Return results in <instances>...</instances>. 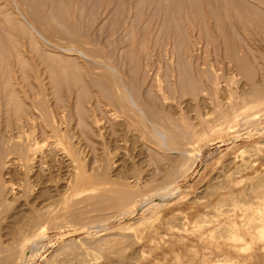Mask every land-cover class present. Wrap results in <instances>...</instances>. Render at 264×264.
Wrapping results in <instances>:
<instances>
[{
  "label": "rangeland",
  "instance_id": "374dc122",
  "mask_svg": "<svg viewBox=\"0 0 264 264\" xmlns=\"http://www.w3.org/2000/svg\"><path fill=\"white\" fill-rule=\"evenodd\" d=\"M217 1L0 0V264H262L264 12Z\"/></svg>",
  "mask_w": 264,
  "mask_h": 264
},
{
  "label": "bare ground",
  "instance_id": "6f19581e",
  "mask_svg": "<svg viewBox=\"0 0 264 264\" xmlns=\"http://www.w3.org/2000/svg\"><path fill=\"white\" fill-rule=\"evenodd\" d=\"M17 1V0H16ZM194 1V0H193ZM196 1H200V2H198V4L196 3V2H192L193 4H190V3H188L189 2V0H188V2H187V0H140V4H141V10H142V12H154V10L156 9H158L159 11H160V9H161V11L163 10V11H165V10H168V11H183V12H189V10L191 9V10H193V7H195V10H196V8L198 7H200V9H202V10H204V11H207L208 10V8H211V9H216V8H218V7H222V5H221V2L222 1H220V3L217 1V0H196ZM232 1V0H231ZM239 1V3H240V0H238ZM238 1H234V3H236V6L239 4V3H237ZM244 1V0H243ZM245 1H249V4L251 5V4H253L254 6H250L249 5V9L250 10H252V8L254 9V10H257V9H262L263 10V12H264V0H245ZM8 2L9 1H7V4H8ZM11 3H12V1H10ZM14 2V1H13ZM251 2V3H250ZM17 3V2H16ZM15 3V4H16ZM21 3V2H20ZM195 3L197 4V7L195 6ZM246 4H247V2H245ZM6 4V3H5ZM243 4V2H241V6L239 5V10L241 11V9H242V7H243V9L245 10V6H243L242 5ZM246 4H244V5H246ZM11 5H13V4H11ZM17 5H18V3H17ZM248 5V4H247ZM210 6V7H209ZM213 7V8H212ZM236 7V8H237ZM247 7V6H246ZM197 8V9H198ZM235 8V9H236ZM199 9V10H200ZM242 9V10H243ZM249 9H247V10H249ZM22 10V9H21ZM155 10V11H156ZM157 10V11H158ZM210 10V9H209ZM208 10V11H209ZM238 10V11H239ZM156 11V12H157ZM236 11V10H235ZM237 11V12H238ZM242 12V11H241ZM240 12V13H241ZM250 12V11H249ZM248 12V13H249ZM252 12V11H251ZM147 13H145V14H147ZM239 13V12H238ZM242 13H244V12H242ZM245 13H246V10H245ZM262 14V13H261ZM247 15V14H246ZM249 15H250V13H249ZM249 17V16H248ZM28 18V17H27ZM247 21V20H246ZM249 22H250V20H249ZM252 23V22H251ZM250 24V23H249ZM252 25H254V24H252ZM121 97V96H120ZM123 101H124V99H123ZM168 134V133H167ZM161 135V134H160ZM170 136V135H169ZM172 136V135H171ZM170 136V137H171ZM161 139V138H160ZM162 139H164L163 138V136H162ZM162 139H161V141H162ZM186 159V158H185ZM174 186L170 183V184H164L163 186H162V188H159V191H160V195H161V197L160 198H162V197H166L167 195H170L172 192H171V190H172V188H173ZM173 191H174V189H173ZM177 191V190H176ZM175 191V192H176ZM175 192H173V193H175ZM157 193V192H156ZM133 194H134V192H133ZM158 194V193H157ZM159 195V196H160ZM134 196V195H133ZM136 196V195H135ZM157 196V195H156ZM132 198V193L131 194H126V195H124L123 194V197H121V199H119V202L117 203V205L119 206V204H121V203H123V202H126V201H128L129 199H131ZM131 201V200H130ZM129 201V202H130ZM162 200H159V201H157V202H155L154 200H152L151 202H147V205L149 204V203H151V204H153V205H158V203H160ZM123 206H124V204H123ZM116 207V206H115ZM128 212V211H127ZM129 213H131V212H129ZM129 213H127V214H129ZM257 219H260V222L259 223H257V224H252V223H250V225L247 227L246 226V224H244V223H242L243 224V226H246V227H244V228H246V229H248L246 232L253 238H251L252 240H254V243H256V242H259V243H257L258 245H260V246H263L262 248H264V245H262V244H264V243H262V242H264V218H257ZM257 219H255V220H257ZM263 221V222H262ZM144 222H146V220L144 221ZM252 222V221H251ZM253 222H254V220H253ZM140 223V222H139ZM143 223V222H142ZM255 223V222H254ZM144 224V223H143ZM235 224V223H234ZM241 224V223H240ZM242 224H241V226H242ZM252 224V225H251ZM140 225V224H139ZM242 228V227H241ZM241 228H238V229H241ZM243 230V229H242ZM245 230V229H244ZM233 233H235V235L233 234V237L235 238V239H238V240H246V238H245V233H239V232H237V231H233ZM255 239H257V240H255ZM32 240H36V239H32ZM260 241H262V242H260ZM262 243V244H261ZM36 245V244H35ZM259 246V247H260ZM263 250V249H262ZM260 251V250H259ZM264 253V252H263ZM264 255V254H263ZM262 255V256H263ZM255 257H257V255L255 256ZM263 258V257H262ZM264 259V258H263ZM260 260V262L263 264L264 263V260H262V259H259ZM247 262H249V261H247ZM209 264H215V263H209Z\"/></svg>",
  "mask_w": 264,
  "mask_h": 264
}]
</instances>
